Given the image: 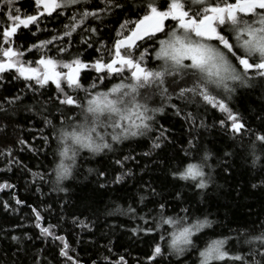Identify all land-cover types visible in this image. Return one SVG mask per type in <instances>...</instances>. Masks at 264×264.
I'll return each mask as SVG.
<instances>
[{"label":"trees","instance_id":"obj_1","mask_svg":"<svg viewBox=\"0 0 264 264\" xmlns=\"http://www.w3.org/2000/svg\"><path fill=\"white\" fill-rule=\"evenodd\" d=\"M119 2L123 5L122 9L105 11L100 19L88 17L72 37L58 40L56 44L63 46L70 40L72 55L78 52L84 62L94 61L99 55L96 47L80 42L82 35L86 39L89 37L87 29H97L91 43L98 46V40L102 39L111 47L120 25L137 19L134 7L137 0ZM82 5L90 7V10L104 8L101 0H82ZM14 7L20 9L21 17L36 15L37 11L43 13L35 0H15ZM80 10L69 7L51 16L43 13L44 17L40 15L37 23L30 24L28 28L20 26L11 40L15 50L24 52L21 60L27 65L38 59L41 51L33 49L28 52L29 46L50 40L53 35L59 36L63 25L69 23V17ZM4 11L9 9L4 8ZM10 23L0 16V29ZM129 30L130 25L126 24L122 36ZM43 51L47 52V49ZM156 64L155 59L149 63L145 58V66L154 67ZM15 75V68L0 72V104L5 109L0 111V185H5L0 187V264H73L72 260L59 254L62 241L42 235L35 227V213L41 216L38 222L42 227L55 226L50 231L64 238L69 245L68 256L78 264H121V257L123 264H153L148 257L158 238L155 233L142 230L145 224L140 217H147L156 201L167 204L169 215H183L181 209L190 206L196 217L207 216L214 221L211 229L202 230L204 241L217 236H230L232 240L226 248L231 254L248 253L247 245L238 242L237 237L242 241L244 230H248L249 234H258L259 229L255 226L264 223V151L260 150L264 145L256 141V156L259 159L255 164L249 148L255 135L264 132V90L237 87L231 98L223 88L215 90L242 117L247 129L243 135L233 132L229 126L232 121L227 120V114L219 107L202 100L185 104L173 96L164 105L163 112L149 113L158 122L154 127L162 125L165 129L166 139L163 142L156 139L159 133L154 130L122 140L113 152L104 150L93 154L81 149L72 174L59 185L66 190L59 191L52 171L55 163L59 162V157L54 162L52 155L57 142L51 138V130L44 124L45 116L57 128L61 124L56 110L55 85L49 82L42 88L36 86L39 91L34 93L26 87L24 79H13ZM97 75L91 67L82 69L80 83L87 88ZM106 80L116 83L119 78L111 80L107 77ZM229 84L231 86L232 82ZM64 86L69 94H77L68 90L66 84ZM17 95L20 96L18 102L12 105L3 103L6 97ZM79 95L83 96V93ZM221 95H217V99ZM162 99L157 95L148 107H160ZM173 103L183 109L181 114H176L171 107ZM67 109L68 106H65L61 111L72 115ZM186 113H191L193 119L186 118ZM70 123L65 122V126ZM98 131L111 133L113 129L101 124ZM42 136L50 138L51 147L44 144ZM21 140L25 143H19ZM189 140H194L196 160L191 156L185 159L186 151L192 147L188 144ZM154 142L161 143V147L153 148ZM205 150L211 153L208 166L204 169L206 173H211L207 187L197 189L195 183L198 181L181 180L171 174L178 167L182 170V160L185 164L198 162ZM125 156L129 159H123ZM117 160L122 163L117 164ZM101 172L103 176L99 175ZM122 173L130 175H124L119 183H114L116 176ZM41 175H44L43 181ZM206 179L209 177L206 176ZM141 197H144L143 201ZM17 200L22 203L17 204ZM129 207L135 210V215L127 213ZM133 229L137 231L133 232ZM12 236L18 239L12 240ZM196 258L195 254L188 255L181 260V264H194ZM156 264H175V261H161L157 257ZM226 264L233 262L226 258Z\"/></svg>","mask_w":264,"mask_h":264},{"label":"snow or ice","instance_id":"obj_2","mask_svg":"<svg viewBox=\"0 0 264 264\" xmlns=\"http://www.w3.org/2000/svg\"><path fill=\"white\" fill-rule=\"evenodd\" d=\"M101 2L104 8L90 10V7L82 5V0H35V4L42 5L43 13L49 16L69 7L81 10L69 17V23L63 25L59 36L53 35L50 40L30 45L28 52L37 49L41 51V55L26 65L21 60L24 52L14 49L11 37L17 33L20 26L28 28L30 24L37 23L38 16L43 13L37 11L36 15H25V18H21L20 9L14 7L15 0H0V5H3L0 8V16L11 22L0 29V72L15 68L17 75L13 79H24L26 87L34 93L39 91L36 86L42 88L49 82L55 85L56 110L60 114L61 124L57 128L46 116L44 124L50 128L51 138L57 142L52 155L53 161L55 162L58 156L59 162L55 163L52 171L59 191L66 190L59 187L60 182L72 174L81 149H87L93 154L104 150L113 152L122 140L145 135L154 130L159 133L156 139L163 142L166 139L165 129L162 125L155 128L158 122L155 116L149 113L163 112L164 105L173 96L185 104L202 100L213 107H219L227 114V120L232 121L229 126L234 133L243 135L247 131L242 117L235 113L223 96L215 90L223 88L228 98H231L237 87H259L264 90V0H137L134 4L137 19L125 21L120 25L112 39L111 47L102 39L98 40V46L90 42L97 32L96 28L87 29V39L81 36L80 42L88 47L95 46L99 54L97 59L86 63L78 52L71 54L70 40L63 46L56 44V41L72 37L88 17L100 19L105 11L123 8L119 0ZM4 8L9 11L5 12ZM126 24L130 25V30L122 36ZM45 49L47 52L43 51ZM146 57L149 63L155 59L157 64L154 67L145 66ZM33 63L35 67L30 66ZM88 67L93 68L99 75L85 88L80 83V73ZM107 77H111V80L119 78V81L111 83L106 80ZM229 82H232L231 86ZM109 83L110 87L107 86ZM65 84L68 90L77 94H69ZM79 93H83V96ZM157 95L163 98L161 106L150 109L148 104L153 102ZM217 95H221V98L217 99ZM19 100V95L6 97L3 103L12 105ZM65 106H68L67 110L71 111L72 115L61 111ZM171 107L177 115L183 111L175 103L171 104ZM4 110L3 104H0V111ZM186 118L193 119V116L186 113ZM67 121L71 123L65 126ZM101 124L113 131H98ZM41 138L46 146L51 147L48 136ZM256 141L264 145V132L255 135V140L249 145L253 164L259 159L256 156ZM19 143L25 142L21 140ZM188 144L192 147L186 151L185 159L191 156L196 160L197 156L193 154L196 148L194 140H189ZM152 147L160 148L161 143L154 142ZM260 150L264 151V147ZM209 155L211 153L205 150L198 162L185 164L182 160V170L178 167L171 174L181 180L198 181L195 187L204 189L211 176L210 172L204 171L208 166ZM123 159L129 157L125 156ZM116 163L121 164L122 161L117 160ZM99 175L103 176L104 173ZM124 175L130 173L118 174L113 182L119 183ZM206 176L209 179H206ZM40 179L43 181L44 175H41ZM100 187L103 188L104 185L101 184ZM152 191L155 195V189ZM140 199L143 201L144 197ZM19 203L22 202L17 200V204ZM154 203L155 207L147 213V217H140L145 224L142 230L155 233L158 238L148 257L153 264H156L157 257L161 261L174 259L175 264H181V260L191 254L197 257L194 264H214L221 261L226 264V258L233 264H264V223L255 226L259 229L258 234H249L248 230H244V239L239 241V236L237 237L238 242L247 245L246 255L231 254L226 245L231 243L232 237L217 236L203 240L202 230L211 229L214 223L207 216L196 217L190 206L181 209L183 215H169L166 203ZM126 211L135 215V210L131 207ZM35 219V227L42 235L53 236L63 242L59 250L60 256L78 264V261L68 256L69 245L64 238L50 231L55 226L42 227L38 222L41 219L39 213H35ZM11 239L15 241L18 238L12 236Z\"/></svg>","mask_w":264,"mask_h":264},{"label":"flooded vegetation","instance_id":"obj_3","mask_svg":"<svg viewBox=\"0 0 264 264\" xmlns=\"http://www.w3.org/2000/svg\"><path fill=\"white\" fill-rule=\"evenodd\" d=\"M41 8H42V11H43V7L41 6ZM44 14H47V13H44ZM48 15V14H47ZM40 16V15H39ZM39 16H38V18H39ZM41 17H44V15H42ZM21 18H25V17H21Z\"/></svg>","mask_w":264,"mask_h":264},{"label":"clouds","instance_id":"obj_4","mask_svg":"<svg viewBox=\"0 0 264 264\" xmlns=\"http://www.w3.org/2000/svg\"><path fill=\"white\" fill-rule=\"evenodd\" d=\"M61 182H62V181H61ZM61 182H60V183H61ZM54 183H55V180H54ZM55 184H56V183H55Z\"/></svg>","mask_w":264,"mask_h":264},{"label":"rangeland","instance_id":"obj_5","mask_svg":"<svg viewBox=\"0 0 264 264\" xmlns=\"http://www.w3.org/2000/svg\"><path fill=\"white\" fill-rule=\"evenodd\" d=\"M42 5H40V7H41ZM43 7V6H42ZM33 67H35V66H33Z\"/></svg>","mask_w":264,"mask_h":264}]
</instances>
